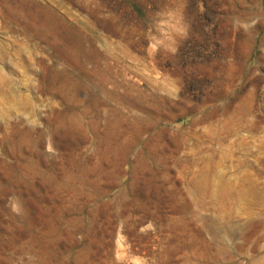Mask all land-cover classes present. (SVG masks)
<instances>
[{
	"label": "rangeland",
	"instance_id": "obj_1",
	"mask_svg": "<svg viewBox=\"0 0 264 264\" xmlns=\"http://www.w3.org/2000/svg\"><path fill=\"white\" fill-rule=\"evenodd\" d=\"M0 264H264V0H0Z\"/></svg>",
	"mask_w": 264,
	"mask_h": 264
},
{
	"label": "bare ground",
	"instance_id": "obj_2",
	"mask_svg": "<svg viewBox=\"0 0 264 264\" xmlns=\"http://www.w3.org/2000/svg\"><path fill=\"white\" fill-rule=\"evenodd\" d=\"M244 196H246V194H243Z\"/></svg>",
	"mask_w": 264,
	"mask_h": 264
}]
</instances>
